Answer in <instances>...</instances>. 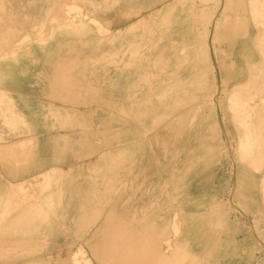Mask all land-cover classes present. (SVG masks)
Returning a JSON list of instances; mask_svg holds the SVG:
<instances>
[{
    "label": "crops",
    "instance_id": "obj_1",
    "mask_svg": "<svg viewBox=\"0 0 264 264\" xmlns=\"http://www.w3.org/2000/svg\"><path fill=\"white\" fill-rule=\"evenodd\" d=\"M64 1L0 5L11 24L25 20L24 35H38ZM73 1L88 17L52 25L51 39L0 59V264H77L75 255L79 264H156L157 255H132L133 247L147 224L170 227L150 213L178 211L186 213L182 233L201 243L202 264H264V204L255 180L227 198L221 190L187 189L180 204L147 186L151 157L172 165L179 151L193 149L196 163L227 162L220 139L230 126L210 122L220 115L211 100L241 81L225 79L220 58L240 59L236 24L247 0ZM164 127L170 151L159 158ZM223 213L229 238L210 234L211 216Z\"/></svg>",
    "mask_w": 264,
    "mask_h": 264
},
{
    "label": "rangeland",
    "instance_id": "obj_2",
    "mask_svg": "<svg viewBox=\"0 0 264 264\" xmlns=\"http://www.w3.org/2000/svg\"><path fill=\"white\" fill-rule=\"evenodd\" d=\"M84 11H85L84 7L75 5V2L73 0H66L60 3L59 5L57 4L55 6L53 13L50 14L49 16V20L47 24L44 26L43 31H41L38 35H24L23 33L26 32V27H27L25 20H23L24 22L13 21L11 24V22L8 20V14L10 12L8 11L6 5L2 3L0 5V27L2 25L3 32L0 34V59H8L14 57L17 51L24 50L22 48H24L27 45L40 44L43 41H46L47 39H51L53 35L52 33L55 31L52 25H56L59 28H64L66 26L67 27L72 26L76 23L81 22L83 18L88 17V15L86 14L84 15ZM246 18L247 20L250 21V25L252 24L251 29L253 33V38L249 41V46L251 49H255L254 39L257 34L256 32L257 28L254 19L252 18V15L250 13L248 12L246 13ZM95 24L100 25L98 24V22ZM36 28H34L33 33L36 32ZM241 51H242V47H241ZM241 51H240V56H241ZM25 53L27 52L25 51ZM249 62L252 63V60ZM253 63H255L253 65L258 66V68H260L263 71L264 59L256 60V62L253 61ZM244 81L240 82V84L235 87L236 89L239 88L242 97L250 96L252 93H256L257 91H260L259 86L261 85L264 86L263 83L264 76L253 75L252 71H250V75H247L246 80ZM227 95L228 93L223 92L221 95H219L216 98L214 97L215 99L213 98L211 100L212 103L214 102L216 103L217 107L219 108L220 114L224 116L225 126L226 124L230 126L229 129L231 131L226 133L227 135L225 134V132L224 133L221 132V139H220L222 143L225 144V146L231 147L230 150L229 148H225V152L227 154L226 157L227 162L224 164H212V165L210 164L202 165L199 163H195L193 166L191 165L189 168H187L188 170H182L179 171L178 173L175 172L174 177H173V171L176 167L175 166L176 163H173L172 165L166 163L168 165H167L166 177L163 180V185L165 188H169L173 180H175L179 184L178 194L175 197L176 204H180L181 202L180 194L187 189L194 188L195 190H198L204 187L205 189H210V188L211 190L216 189V191L221 190L220 193H225L227 195L226 196L227 198L230 196L231 192L236 188H241L242 191L248 189L247 187L249 186V183H251L252 180L253 181L255 180V182L257 183L256 191L261 195L259 196V198L262 199L264 203V192L262 191V183L264 180V108L257 106L253 111L249 110L250 116L248 117V119L250 123L249 127L251 128L247 130L241 127L240 125H238L237 122L238 117H244L246 113L243 110L240 114H234L231 111H229L226 100ZM258 95L259 96L264 95V93L258 92ZM259 101L260 99L256 98L255 102H258V105H260ZM216 121L218 122V119L215 118V116L214 117L210 116V122L216 123ZM192 122H196V118H194ZM245 132H252L253 135L255 134L259 135L262 138L260 141L254 143L253 146L254 153L251 157H249V159L252 160L253 162L237 163L235 162V160L237 161L240 160L234 144L238 143L240 136ZM170 135L171 133L170 130L168 129H165L163 132L157 134L156 139L159 140L160 143L163 145V148L156 149L159 158L161 154L164 155L167 151L168 152L170 151V148L168 147L171 141ZM151 139L153 138L151 137ZM171 149H174V147ZM148 150L154 152L155 149L151 148ZM230 154L233 155L232 158L229 157ZM149 162L150 163L147 164V171L150 174H147V186L160 187L159 184H160L161 174H158L159 176L156 175L158 172L157 171L158 166L154 163L153 157L149 159ZM257 163L262 165L260 169H256L251 166V165H256ZM23 189L25 190L26 186ZM223 198H224L223 196L220 197V199ZM229 203L233 205V201H229ZM232 205L228 206L231 209L230 214L229 212L228 214L234 217L237 214L235 212V206ZM178 212L180 213L181 217L184 218V215L186 213L180 211ZM170 218L172 217H169V213H168L166 219L168 220L170 227L164 228L165 233L163 234V237L167 238L166 241H170V247L167 251L163 252L164 255H175L176 241L174 235L171 234L173 226H172V220L171 222L169 221ZM210 219H211L210 232L215 233L216 237H218V235L220 234L222 235L225 232L222 217L218 218V215L216 214L211 216ZM212 219H218V220L214 221ZM183 223H185V219H183ZM225 236H227L226 232H225ZM198 256L202 264L201 257L200 255ZM75 257L77 259L78 255H75ZM192 259H194L193 255H184L182 262H180L179 264H194V262H192Z\"/></svg>",
    "mask_w": 264,
    "mask_h": 264
},
{
    "label": "bare ground",
    "instance_id": "obj_3",
    "mask_svg": "<svg viewBox=\"0 0 264 264\" xmlns=\"http://www.w3.org/2000/svg\"><path fill=\"white\" fill-rule=\"evenodd\" d=\"M236 8H238V5H235V9ZM226 11H227V13L230 12L231 11L230 7L229 8L227 7ZM240 11L242 13V17L240 19V22L236 24L237 27H239L240 31H241L242 51H241L240 59L236 60L234 62V61L230 60L229 53L225 52V53H223L224 54L223 57L220 58V63H221V67H222V70H223V75H224L226 80H228V79L234 80L235 79L237 81L240 78V80H241L240 82H242V81L246 80V76L247 75H250V71H252L253 75L264 76V69L262 71L260 68H258V66L253 65V64H255V63H253V61L256 62V60H260V59L263 60L264 59V0H247L246 4L244 2H242L240 4ZM247 12L252 15V18L254 19V22H255V25H256V28H257V31H256L257 34H256V37L254 39V46H255L254 48L255 49H251L250 46H249V41L253 38V33H252V29H251V25L252 24L250 25V21L247 20V18H246V13ZM227 17H228V15H227ZM92 22L93 23H97V21H95V20H91V23ZM229 23H230V19H227L224 22L225 27L228 28V26H229L228 24ZM98 24H100V23H98ZM149 24L152 25L151 23H149ZM202 25H205V23L202 24ZM100 26H101V31L102 32H107L108 31L101 24H100ZM148 26L149 25H147V27ZM223 28H224V26H223ZM153 29H154V27H153ZM116 33H117V30H116ZM206 37H207V35H206ZM203 43H205V42H203ZM212 53H214V52H212ZM149 54L150 53H147V55H149ZM259 54H260V56H259ZM251 60H252V63L249 62ZM247 67H248V69H247ZM152 76H153V74H152ZM155 76H157V75H155ZM240 82L235 84V85L233 84L234 86L232 87V89L228 93L226 100H227L228 109L232 113L240 114L242 112V110L246 113V115L244 117H238L237 122H238V125H240L241 127H243V128L248 130V129L251 128V127H249L250 123H249V119H248V117L250 116L249 115L250 111L251 110L253 111L257 106H259L261 108H264V95H260V96L258 95V92H263L264 93V86L263 85L259 86V90L260 91H257L256 93H252L250 96L242 97V95L240 94L241 92L239 91V88H237V89L235 88L237 85L240 84ZM223 83H224V81H223ZM244 83H245V81H244ZM263 83H264V81H263ZM197 86H199V84ZM224 87H226V86H224ZM206 89H207V87H206ZM256 98L260 99V101H259L260 105H258V102H255ZM139 102L140 101H138V103ZM216 102H217V100H216ZM193 103H194V100H193ZM189 107H191V105ZM127 118H129V117H127ZM218 123H220V124H224L225 123L224 122V116H222L221 114L218 116ZM164 129H165V127H164ZM152 132H154V131H152ZM161 132H163V131H161ZM157 134H159V133H157ZM153 135H152V138H153ZM148 136H147V138H148ZM261 138L262 137L259 136V135H256V134L253 135L252 132H245V133H243L240 136V139H239L238 143L234 144L235 147H236V151L238 153L240 162H244V163L245 162H250V163L253 162L252 160L249 159V157H251L253 155V153H254V150H253L254 143L257 142V141H260ZM226 148H229V150H230L231 147L228 146ZM192 154H193V149H182L181 151L178 152L177 159H176V162H175L176 163V165H175L176 167H175V169L173 171V177L175 175V172L178 173L179 171H182V170H188L187 168H189L191 165L193 166L196 163V162H194L195 159H194V157H192ZM167 165L168 164H166L164 162H162L160 164H157L158 167L161 166L163 168L162 169L163 172L161 174L159 186L161 188H163L164 191H167V193L173 194V197L175 198L176 195L178 194L179 184L175 180H173V182L171 183V186L169 188H165L164 185H163V180L166 177ZM251 166L256 168V169H260L262 167V165L258 164V163L256 165H251ZM262 191L264 192V180H263V183H262ZM154 200H156V199H154ZM127 204H128V201H127ZM153 214H158L160 217H162L164 219V218H166L165 215H167L168 213H165V212L156 213V212H154V213H150L149 216L152 217L151 215H153ZM222 215H224L222 217V220H223V225L225 227L224 218L226 219V216H225L224 213ZM115 216H116V214H115ZM134 217L135 216H133V218ZM171 217H172L171 219H172V226H173L171 234L174 235L175 241H176L175 242V255H164L163 252L167 251L169 249V247H170V241H166L167 238L163 237V234L165 233L164 232L165 229L161 228V227L159 228L157 226H154L155 223L147 224L146 229H145V237L140 240V244L139 245L135 244V246L137 248L133 247L132 255H147L146 259L149 258V255H157V257H155V259H154V263H156V264H179L180 262H182V259H183L184 255H193L194 259H192V262H194V264H201V262L199 260V256H198V255H201V251H202L201 243L200 242H194V241L190 242L188 240V235H186V233H184V234L182 233L183 228H185L188 225V224H186L185 215H184V218H182L180 213L176 212ZM183 219H185V223H183ZM124 220H126V219H124ZM140 225H142V224H140ZM187 228H188V231H187V233H188V232H190V230H189L190 227L188 226ZM224 230L226 232L227 237L228 238L231 237L229 232H228V230L225 229V228H224ZM210 234H212V233L210 232ZM127 236H129V235L127 234ZM131 247L132 246H130V248ZM212 247L214 248V251H217V245H213ZM134 253H136V254H134ZM74 260H75V263L79 264V262L76 259V257H75ZM56 264H59V263H56ZM85 264H92V263L88 259L85 262Z\"/></svg>",
    "mask_w": 264,
    "mask_h": 264
}]
</instances>
